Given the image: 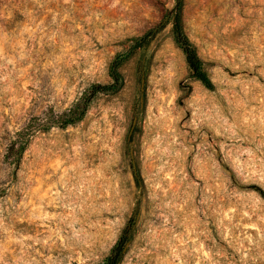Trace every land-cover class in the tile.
Segmentation results:
<instances>
[{
    "label": "rangeland",
    "instance_id": "1",
    "mask_svg": "<svg viewBox=\"0 0 264 264\" xmlns=\"http://www.w3.org/2000/svg\"><path fill=\"white\" fill-rule=\"evenodd\" d=\"M175 4L0 0V264H103L134 217L121 264H264V0H183L213 91L175 41ZM167 18L120 91L39 127Z\"/></svg>",
    "mask_w": 264,
    "mask_h": 264
},
{
    "label": "trees",
    "instance_id": "2",
    "mask_svg": "<svg viewBox=\"0 0 264 264\" xmlns=\"http://www.w3.org/2000/svg\"><path fill=\"white\" fill-rule=\"evenodd\" d=\"M183 9V0H176L175 8L173 12V34L177 45L182 49L186 62L192 71L193 77L199 80L205 88L208 90H215V84L210 78L208 72L205 69L204 62L197 52L196 46L191 42L186 35L183 22L181 19V13ZM167 21H164L157 28L146 34L143 38L138 39L135 45L131 48L130 52L126 55L118 56L111 68L112 83L110 84H93L90 89L84 94V96L71 108L63 111L60 114L52 112L47 117L43 124H40V128L43 131H49L52 128L67 129L74 126L86 117L93 101L100 95L117 93L123 86V76L120 72L121 67L127 62L132 54L137 50L146 49L149 47L156 37V35L166 26ZM32 128L26 127L20 132H17L14 141L8 148L7 160L15 167L20 164L25 152L28 149ZM134 179L137 187H141V178L134 168ZM135 217L130 220L126 227L122 237L113 247L111 254L104 260L103 264H121L123 262L127 246L130 243L131 235L135 227Z\"/></svg>",
    "mask_w": 264,
    "mask_h": 264
},
{
    "label": "water",
    "instance_id": "3",
    "mask_svg": "<svg viewBox=\"0 0 264 264\" xmlns=\"http://www.w3.org/2000/svg\"><path fill=\"white\" fill-rule=\"evenodd\" d=\"M169 20V18H167L166 19V21H168ZM135 127H136V120L134 121V124H133V126H132V129H131V131H130V134H129V140L132 138V136H133V134H134V130H135ZM132 157H133V154H132Z\"/></svg>",
    "mask_w": 264,
    "mask_h": 264
}]
</instances>
